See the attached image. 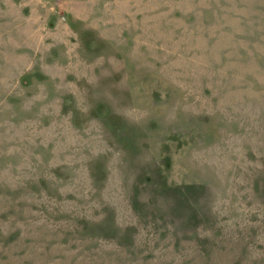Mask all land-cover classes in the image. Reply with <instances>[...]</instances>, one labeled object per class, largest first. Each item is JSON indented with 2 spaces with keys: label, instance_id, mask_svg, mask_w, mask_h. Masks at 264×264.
Instances as JSON below:
<instances>
[{
  "label": "rangeland",
  "instance_id": "374dc122",
  "mask_svg": "<svg viewBox=\"0 0 264 264\" xmlns=\"http://www.w3.org/2000/svg\"><path fill=\"white\" fill-rule=\"evenodd\" d=\"M0 264H264V0H0Z\"/></svg>",
  "mask_w": 264,
  "mask_h": 264
}]
</instances>
